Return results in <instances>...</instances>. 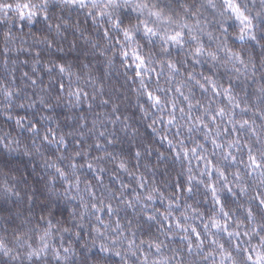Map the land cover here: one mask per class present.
I'll return each instance as SVG.
<instances>
[{"label":"clouds","instance_id":"clouds-1","mask_svg":"<svg viewBox=\"0 0 264 264\" xmlns=\"http://www.w3.org/2000/svg\"><path fill=\"white\" fill-rule=\"evenodd\" d=\"M0 264H264V0H0Z\"/></svg>","mask_w":264,"mask_h":264}]
</instances>
